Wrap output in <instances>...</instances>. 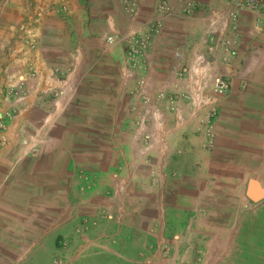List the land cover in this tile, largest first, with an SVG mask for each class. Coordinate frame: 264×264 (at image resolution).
<instances>
[{
    "label": "crops",
    "instance_id": "0c3cea01",
    "mask_svg": "<svg viewBox=\"0 0 264 264\" xmlns=\"http://www.w3.org/2000/svg\"><path fill=\"white\" fill-rule=\"evenodd\" d=\"M2 1L0 40L8 44V61L17 56L25 62L23 50L30 51L23 40L43 38L44 61L35 62L44 72L76 62L79 94L87 96L52 128L39 157L22 158L17 137L0 152V264H257L264 257V222L251 214L264 200L259 12L241 13L236 56L219 66L231 84L218 101L214 148L195 124L172 133L154 184L150 168L134 162L136 85L126 86L122 77L124 46H110L107 38L151 34L149 64L140 75L153 91L229 3L128 0L138 5L130 17L125 0ZM164 1L171 14L158 12ZM187 2L197 5L193 16L184 12ZM159 19L163 27L156 36L151 30ZM11 81L0 70V111L9 106L4 93ZM37 113L16 118L13 132L36 123ZM57 126L61 132L52 136ZM252 187L262 193L258 201L250 196Z\"/></svg>",
    "mask_w": 264,
    "mask_h": 264
},
{
    "label": "built area",
    "instance_id": "2783aa9c",
    "mask_svg": "<svg viewBox=\"0 0 264 264\" xmlns=\"http://www.w3.org/2000/svg\"><path fill=\"white\" fill-rule=\"evenodd\" d=\"M224 1L229 7L207 21L200 43L180 53L164 85L153 91L148 78L140 75L149 64L151 34L144 38L122 37V41L118 36L107 38L110 46H124L127 65L122 70V77L126 86L131 82L136 85L131 90L136 99L131 131L134 162L150 168L154 184L167 163L168 140L172 133L195 124L197 131L208 137L207 147L214 148L218 101L228 93L231 84L229 76L221 72L219 66L229 65L236 56L242 12H259L264 26V0ZM196 8L194 2H187L184 12L193 16ZM124 9L130 17H135L138 5L125 0ZM4 10L0 2V27ZM157 10L160 14H171L165 1ZM160 20L152 26L151 31L156 36L162 32ZM23 44L30 51L23 50L25 62L17 56L8 61L10 53L5 55L8 44L0 40V70L12 77L4 93L9 106L0 111V152L8 149L17 137L23 148L22 158H36L49 141L52 128L75 103L81 83L76 79V62L44 72V66L35 62L39 57V63L44 61L40 41L34 37L25 38ZM33 111H38L36 123L26 122L14 133L16 118Z\"/></svg>",
    "mask_w": 264,
    "mask_h": 264
},
{
    "label": "rangeland",
    "instance_id": "374dc122",
    "mask_svg": "<svg viewBox=\"0 0 264 264\" xmlns=\"http://www.w3.org/2000/svg\"><path fill=\"white\" fill-rule=\"evenodd\" d=\"M0 2H1V4L3 5V7H4V9H5V5H4V1H2V0H0ZM57 18H59V19H61L62 21H66L67 22V20H66V16H56ZM40 43H41V46L44 48V40H43V38L40 40ZM85 52H87V49H82V53H85ZM84 70H87V65L85 64L84 65ZM120 77V76H119ZM121 79V78H120ZM80 93V92H79ZM82 93H83V95H82ZM83 96H87V95H84V92H83V90H82V92H81V95L80 94H78V97L77 98H79V100H80V97H82V98H84ZM120 106H121V102L119 103V108H120ZM62 122V121H61ZM61 125V124H60ZM61 128V126H57V129H56V131L54 132V134L52 135V136H57L58 134H60V132H61V130L62 129H60ZM58 131V132H57ZM49 142V141H48ZM46 145V144H45ZM264 178V177H263ZM253 207V209L252 210H254L251 214H256L257 216H258V218L259 219H263V222H264V200L263 201H261V202H259V203H257L256 205H253L252 206ZM259 222H260V220H259ZM263 228H264V225L262 226ZM264 233V231L263 232H261V234H263ZM258 256H260V255H258ZM257 256V257H258ZM260 257H262V256H260ZM261 263H264V257H262V258H258V263L257 264H261Z\"/></svg>",
    "mask_w": 264,
    "mask_h": 264
},
{
    "label": "water",
    "instance_id": "95a60500",
    "mask_svg": "<svg viewBox=\"0 0 264 264\" xmlns=\"http://www.w3.org/2000/svg\"><path fill=\"white\" fill-rule=\"evenodd\" d=\"M250 193H252V191H251ZM250 196H251L254 200L258 201V200L261 198L262 194H261V192H260V193L257 192V194H255V195H251V194H250Z\"/></svg>",
    "mask_w": 264,
    "mask_h": 264
},
{
    "label": "bare ground",
    "instance_id": "6f19581e",
    "mask_svg": "<svg viewBox=\"0 0 264 264\" xmlns=\"http://www.w3.org/2000/svg\"><path fill=\"white\" fill-rule=\"evenodd\" d=\"M251 191H252V193H250L251 195H255V194H257V192H259V193L261 192L259 189H256L255 187H252Z\"/></svg>",
    "mask_w": 264,
    "mask_h": 264
}]
</instances>
